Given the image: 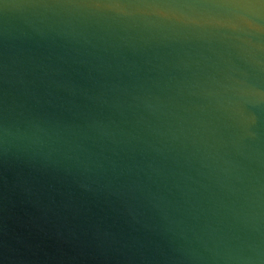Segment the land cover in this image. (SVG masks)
Here are the masks:
<instances>
[{"label":"water","instance_id":"obj_1","mask_svg":"<svg viewBox=\"0 0 264 264\" xmlns=\"http://www.w3.org/2000/svg\"><path fill=\"white\" fill-rule=\"evenodd\" d=\"M0 264H264V0H0Z\"/></svg>","mask_w":264,"mask_h":264}]
</instances>
